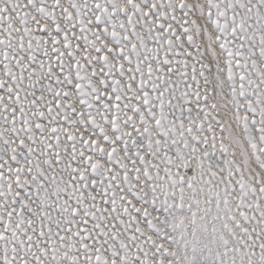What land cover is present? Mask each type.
I'll return each mask as SVG.
<instances>
[{"label": "snow or ice", "instance_id": "obj_1", "mask_svg": "<svg viewBox=\"0 0 264 264\" xmlns=\"http://www.w3.org/2000/svg\"><path fill=\"white\" fill-rule=\"evenodd\" d=\"M0 264H264V0H0Z\"/></svg>", "mask_w": 264, "mask_h": 264}]
</instances>
